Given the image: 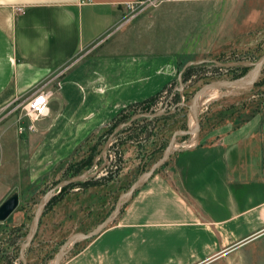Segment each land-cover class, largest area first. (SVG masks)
<instances>
[{
  "label": "crops",
  "instance_id": "1",
  "mask_svg": "<svg viewBox=\"0 0 264 264\" xmlns=\"http://www.w3.org/2000/svg\"><path fill=\"white\" fill-rule=\"evenodd\" d=\"M125 1L0 0V139L11 155L23 133L22 120L8 116L41 86L55 90L42 127L49 126L58 145L61 135L69 141L96 131L107 117L175 78L174 52L118 53L110 44L117 31L139 27L173 3L123 22ZM83 48L87 52L77 57ZM201 97L198 112L205 107ZM11 164L0 175V203L16 183L19 167ZM262 233L264 117L258 113L237 124L202 125L194 143L173 149L166 166L139 186L111 224L60 263L206 264L229 244Z\"/></svg>",
  "mask_w": 264,
  "mask_h": 264
},
{
  "label": "rangeland",
  "instance_id": "2",
  "mask_svg": "<svg viewBox=\"0 0 264 264\" xmlns=\"http://www.w3.org/2000/svg\"><path fill=\"white\" fill-rule=\"evenodd\" d=\"M167 2L173 3L169 10L145 17L139 27L117 31L110 41L118 53L171 51L178 56L177 75L151 96L153 100L127 104L96 131L69 141L61 135L58 145L53 144L49 126L42 127L47 115L35 130L23 132V147L15 144L19 150L12 155L0 139V175L11 169L12 161L19 167L12 175L16 183L6 194H19L17 208L0 221V264H54L64 243L102 223L131 184L161 158L175 130L195 126L189 113L194 92L213 79L249 74L252 62L264 53V0L159 4ZM86 52L81 49L77 57ZM255 81L210 88L220 98L200 109V131L177 135L174 149L194 143L202 125L237 124L258 113L264 117V66ZM20 113V108L11 111L8 118L16 120ZM54 196L58 197L51 201ZM90 238L68 244L61 261ZM216 255L206 264H264V233L229 244Z\"/></svg>",
  "mask_w": 264,
  "mask_h": 264
},
{
  "label": "water",
  "instance_id": "3",
  "mask_svg": "<svg viewBox=\"0 0 264 264\" xmlns=\"http://www.w3.org/2000/svg\"><path fill=\"white\" fill-rule=\"evenodd\" d=\"M233 62H227V64H232ZM264 66V53L261 54L256 61L252 62V70L249 74L242 76L240 78H221V79H213V81L206 82L198 90L194 92L192 95V99L189 105V113H191L193 121H194V128L188 127L186 129H178L175 130L172 134L171 139L169 140V144L167 145L163 155L156 163H154L148 170H145L130 186V190L127 194L122 197L120 200L117 201L116 207L114 210L106 216V218L100 223L96 228L91 231H87V233L76 234L71 239H69L66 243H64L56 256L54 257V264H61V260L65 252L67 251V245H73L75 241L86 239L88 237H93L101 233V231L107 227V225L114 219V215L120 211V208L130 199V197L134 194V192L139 188L144 181L151 176L161 165H163L168 159L175 147L176 137L179 134H191V133H198L200 131V120H199V112L197 111V100L199 94L207 88H212L214 86L220 85H243V84H251L253 85L256 81L257 76L261 73V70ZM19 202V194L14 192L12 195L8 196L0 203V220L6 219L17 207ZM71 243V244H70Z\"/></svg>",
  "mask_w": 264,
  "mask_h": 264
},
{
  "label": "built area",
  "instance_id": "4",
  "mask_svg": "<svg viewBox=\"0 0 264 264\" xmlns=\"http://www.w3.org/2000/svg\"><path fill=\"white\" fill-rule=\"evenodd\" d=\"M85 2L86 0H82ZM89 1V0H88ZM165 0H127L124 2L125 16L124 21H129L139 15L142 10L158 5ZM22 7H16L17 11H22ZM55 90L50 86H41L35 90L24 101H21L15 110L21 109L22 113L17 118L22 120V124L18 125L19 132H26L27 130H35L37 121L45 116L49 110V101L54 96ZM26 123H24L26 119Z\"/></svg>",
  "mask_w": 264,
  "mask_h": 264
},
{
  "label": "bare ground",
  "instance_id": "5",
  "mask_svg": "<svg viewBox=\"0 0 264 264\" xmlns=\"http://www.w3.org/2000/svg\"><path fill=\"white\" fill-rule=\"evenodd\" d=\"M240 86V85H239ZM242 86V85H241ZM210 88H207L205 89L204 91H202L199 96H198V99L201 97L202 93L204 94L202 97H201V102H202V106H207L209 105L213 100H215L216 98H218L220 96V93L216 92V91H210L208 90ZM208 90V91H206ZM206 91V92H205ZM210 91V92H209ZM194 128V126L192 127Z\"/></svg>",
  "mask_w": 264,
  "mask_h": 264
},
{
  "label": "trees",
  "instance_id": "6",
  "mask_svg": "<svg viewBox=\"0 0 264 264\" xmlns=\"http://www.w3.org/2000/svg\"><path fill=\"white\" fill-rule=\"evenodd\" d=\"M258 82H260V81H259V80H257L256 84H257ZM153 98H154V97H149V99H150V100H153ZM147 99H148V98H147ZM91 163H92V162H91ZM62 192H63V191L61 190V192L59 193V195H61V194H62ZM57 197H58V196H57ZM57 197H55V196H54V197H52V198H51V201H52V199H55V198H57Z\"/></svg>",
  "mask_w": 264,
  "mask_h": 264
}]
</instances>
